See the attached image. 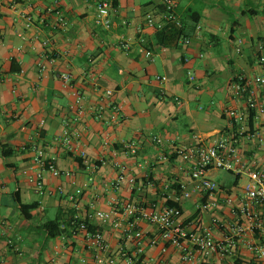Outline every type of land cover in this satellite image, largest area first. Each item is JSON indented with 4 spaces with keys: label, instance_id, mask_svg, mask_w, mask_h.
<instances>
[{
    "label": "crops",
    "instance_id": "crops-1",
    "mask_svg": "<svg viewBox=\"0 0 264 264\" xmlns=\"http://www.w3.org/2000/svg\"><path fill=\"white\" fill-rule=\"evenodd\" d=\"M97 1L14 0L0 12V264H98L83 234L69 225L74 213L104 232L114 264H264V257L257 258L238 242L225 255L196 251L192 263L184 261L174 245L162 251L161 242L144 244L137 255L138 239L123 231V207L128 202L160 204L178 194L177 175L184 162L177 147L228 133L232 123L226 110H245L244 102L232 98V79L238 73L262 71L258 56L264 55V0H178L183 21L189 20V8L200 17L191 27L189 44L171 45L159 44L156 37L163 0H116L111 30L95 22ZM55 9L62 12L64 24L57 25ZM24 13L34 17L30 27ZM121 34L130 43L128 50L119 44ZM146 49L153 58L146 56ZM40 62L46 64L43 71ZM66 72L72 73L73 85L90 108L79 120L70 108L72 88L62 79ZM109 88L113 94L106 97ZM177 96L180 101H173ZM109 101L120 105V123L108 121ZM161 119L166 122L163 135L154 131ZM66 129L72 135L81 132L72 136L75 150L58 138ZM130 142L136 143L135 153L126 146ZM242 142L247 157L259 156L253 143ZM32 143L54 157L59 169L73 170L74 176L56 177L43 169L34 159ZM80 151L86 152L85 158ZM92 164L97 167L90 173ZM121 166L125 178L115 187L112 182ZM40 170L42 190L28 179ZM219 171L211 173L222 189L219 195L230 193L239 203L247 177L226 172L229 177L219 181ZM84 183L83 194L73 200L74 189ZM201 196L193 193L180 199L183 223L189 230L209 227L215 239L224 240L230 232L216 220L231 221L229 206L198 212ZM32 203L36 207L26 217L21 204ZM96 210L114 211L113 218L122 226L92 217ZM54 219L61 232L52 236L46 223ZM136 224L145 233L144 242L159 234L157 225L147 220Z\"/></svg>",
    "mask_w": 264,
    "mask_h": 264
},
{
    "label": "built area",
    "instance_id": "built-area-1",
    "mask_svg": "<svg viewBox=\"0 0 264 264\" xmlns=\"http://www.w3.org/2000/svg\"><path fill=\"white\" fill-rule=\"evenodd\" d=\"M11 1L14 0H0V12L5 3ZM162 5L164 6L163 21L157 24L158 30L168 22L174 23L177 27H184V22L177 12L179 1L163 0ZM116 9L113 0H98L96 24L105 30H111L115 25L113 15ZM55 13L57 25L64 24L65 20L62 12L55 9ZM22 16L26 21V27H30L34 21L33 15L24 13ZM147 21L150 25L154 24L151 14L147 15ZM123 24H127L126 21H123ZM20 36L24 38L21 32ZM191 36V34L183 35L178 41L189 44ZM48 43V38L42 40L43 45L46 46ZM119 44L127 50L130 48V43L124 34H121ZM145 54L153 58V53L149 49H146ZM258 62L262 68L261 72L253 75L242 72L232 79V98L245 104V110L237 108L226 110V114L232 123V129L212 140L206 141L201 138L192 145L179 146L175 149V152L184 162L177 175L179 192L175 198H167L160 204L157 202L131 201L123 207V213L127 216L123 231L127 237L133 236L138 239L137 255L143 253L144 244L154 246L161 242L163 244L162 251H167V245H174L182 251L181 258L188 263H192L196 251L203 253L216 252L225 255L230 251L231 246L238 242L248 247L257 258L264 257V55L258 56ZM39 68L43 71L46 69V64L40 62ZM158 78L166 80V76ZM189 78L193 80L195 78L194 74L190 72ZM62 79L72 88L74 100L70 104V108L74 111V119L79 120L82 115L90 112V108L84 104L82 91L73 85L72 73H63ZM112 94V89H106V97H110ZM106 106L109 109L108 121L110 123H120L123 118L120 105L109 101ZM100 108H105V106ZM73 135L78 137L81 132L75 131ZM73 135L66 129L63 137H58L69 150H75ZM156 138L160 141L158 137ZM243 139L254 144L259 156L247 157L243 148ZM126 146L133 153L137 151L135 142L127 143ZM31 150L35 152L34 159L43 169L50 171L53 176H74L75 173L71 169H59L55 164V158L47 156L37 143H32ZM80 155L85 158L87 154L85 151H80ZM96 167V164H92L89 172L93 173ZM120 169L119 175L112 182L115 187H120L125 178V167L121 166ZM213 170L229 172L235 178L242 175L247 177L242 185L239 203H236L230 193L224 192L223 196L219 195L222 189L212 177ZM28 179L34 182L38 189L42 190L43 174L41 170L33 174L30 173ZM188 181L191 182V186L188 185ZM85 186L86 183L77 186L71 198L76 200L77 197H80ZM193 193L202 195L196 202L198 212L215 211L220 205L229 206L231 213L229 219L231 221L219 222L218 219L216 220L217 223H221L220 226L227 227L230 232L224 240L215 239L209 227L189 230L188 226L183 223L180 199L182 197L188 198ZM203 193H205V196H203ZM167 200H172L175 204L168 205ZM114 214V211L96 210L91 216L104 222L112 221L115 227L122 226L121 220L113 218ZM138 219L156 224L159 229L158 236H148L146 242H144L145 233L137 226L136 220ZM190 223H194V220ZM69 225L74 233L81 232L83 234L86 244L93 251L98 264L115 263L114 257L109 254V243L101 229L93 226L90 221L81 219L79 213L72 214ZM62 226H65V224ZM257 233H259V236H256Z\"/></svg>",
    "mask_w": 264,
    "mask_h": 264
},
{
    "label": "trees",
    "instance_id": "trees-1",
    "mask_svg": "<svg viewBox=\"0 0 264 264\" xmlns=\"http://www.w3.org/2000/svg\"><path fill=\"white\" fill-rule=\"evenodd\" d=\"M113 1H114V4L116 5L117 4L116 0H113ZM163 9H164V6L162 5V10ZM194 14H196V11H194L193 9L189 8L187 10V16L189 20L183 21L184 27H177L174 23L168 22L163 28L158 30L156 34L158 43L162 45L177 44L179 38L182 37L183 35H188L191 30V27L199 21L200 15H194ZM188 25H190L189 28H188ZM234 29H235V26L234 27L232 26L231 35L234 34ZM12 64H15V61H12ZM14 70L15 69L12 67V71ZM16 70L19 71V69H16ZM78 160L81 161L80 159ZM167 204L173 205L175 204V202L172 200H167ZM34 207H36L35 203L21 204V208L24 211L26 217H30L29 211ZM59 225H60V222L58 219L50 220L49 222H47L46 227L49 230V234L53 236V235L60 233L61 230L59 229Z\"/></svg>",
    "mask_w": 264,
    "mask_h": 264
},
{
    "label": "rangeland",
    "instance_id": "rangeland-1",
    "mask_svg": "<svg viewBox=\"0 0 264 264\" xmlns=\"http://www.w3.org/2000/svg\"><path fill=\"white\" fill-rule=\"evenodd\" d=\"M173 101H175V102L178 101V102H179L180 99H179V97L177 96V97L174 98ZM168 119H169L168 116L164 117V120H165L166 122L168 121ZM162 120H163V119H161V122L157 123V124L154 126V131H155V132H158V131H159V132L163 135V133H164L163 128H164V127H162V126H164L163 124H166V122H164V121H162ZM163 122H164V123H163ZM166 126H167V125H166ZM228 175H229L228 173H226L225 171L221 170V171L218 172V176L216 177V179L219 180V181H222V180L224 179V177H229ZM50 216H51V217H54V216H55V210H54V209L51 211Z\"/></svg>",
    "mask_w": 264,
    "mask_h": 264
}]
</instances>
